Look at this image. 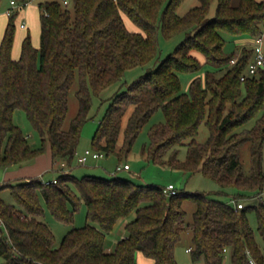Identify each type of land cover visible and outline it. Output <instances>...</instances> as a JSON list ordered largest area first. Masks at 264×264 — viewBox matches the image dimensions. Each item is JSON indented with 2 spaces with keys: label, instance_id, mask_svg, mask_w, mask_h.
<instances>
[{
  "label": "trees",
  "instance_id": "obj_1",
  "mask_svg": "<svg viewBox=\"0 0 264 264\" xmlns=\"http://www.w3.org/2000/svg\"><path fill=\"white\" fill-rule=\"evenodd\" d=\"M16 1L0 41V167L31 163L48 149L55 169L57 163L71 162L89 119L93 94L100 95L120 81L128 68L159 60L160 35L183 34L153 69L112 96L93 134V150L121 160L143 125L161 108L165 120L150 129L144 147L148 159L191 173L201 171L223 189L237 188L234 197L239 200L264 194V68L242 81L253 47H242L232 64L237 50L226 52L223 36V32L238 37L262 34L264 0L236 4L198 0L183 14L177 11L183 0H70L71 6L69 0H39L40 45L33 44L28 32L15 58V19L30 0ZM124 15L137 29L127 26ZM206 65L210 68L183 91L180 72H199ZM75 82L79 106L65 126ZM18 108L40 134L39 146H33L15 123ZM203 121L209 134L199 142L196 136ZM246 141L251 143L250 173L244 172L240 156ZM182 144L187 146L183 160L178 156ZM4 189H9L13 202L3 197ZM263 198L238 208L205 192L168 194L157 184L119 176L78 178L64 167L55 182L40 177L8 180L0 184L1 264H138V251L151 264H179L175 248L186 229L191 233L192 264L200 260L223 264L225 256L232 264H251V257L255 264H264ZM185 199L195 203L188 223ZM82 200L86 223L70 228L57 244L43 219L45 210L71 223ZM250 211L256 214L263 243L250 224ZM132 213L125 235L108 248L107 234Z\"/></svg>",
  "mask_w": 264,
  "mask_h": 264
},
{
  "label": "rangeland",
  "instance_id": "obj_2",
  "mask_svg": "<svg viewBox=\"0 0 264 264\" xmlns=\"http://www.w3.org/2000/svg\"><path fill=\"white\" fill-rule=\"evenodd\" d=\"M38 0H30L23 8L19 9V13L15 19L16 29L15 36L12 48L13 57L17 58L20 55L21 43L23 37L29 32L31 34L32 42L35 46L40 45V12L38 7ZM198 3V0H183L178 7V13L183 14L191 6ZM69 6L70 0H69ZM9 0H3L0 3V41L2 39L9 15L6 13V9L10 7ZM216 1L213 2L211 7V15L215 13ZM17 8V6H16ZM125 16L126 24L129 28L137 29L133 21L127 16ZM21 22H25L26 26L23 27ZM223 36L226 39L224 49L226 52H232L233 50H238L237 44L242 38L238 36L231 35L229 33L223 32ZM245 37V36H244ZM183 38V34H179L172 38H164L160 35V52L159 60L165 57L173 48L179 43ZM159 60H152L145 65H137L134 67L128 68L120 81L109 85L105 88L100 95L93 94L92 96V106L89 112V119L84 123V126L81 131L80 140L77 146V153L73 160L71 161L72 174L80 178L85 174H94L110 178L112 176H119L122 178H128L138 183H153L157 184L160 187H165L169 183L175 185L178 190L183 191H200L208 193L209 195L221 199L225 202L231 203V199L237 192V188H221V186L210 176L205 173L198 172H188L183 170L180 167L174 166L169 163H160L154 160L148 159L146 152L144 151L145 145L150 141L149 132L153 125L159 124L165 120L164 112L161 108H158L150 116L148 121L141 128L136 140L134 141L131 150L123 156L121 160L115 154H106L102 153V156L93 159L90 158L88 162L83 163L79 160L80 154H82L85 149H93V134L97 128V125L103 116L109 102L111 101L112 96L125 89L129 83L135 80L137 77L145 74L149 70L153 69ZM210 66L206 65L199 72H180V79L182 83V90L188 91L190 81L197 75H202L203 71ZM225 67L219 69L218 75L225 71ZM247 72V69H246ZM77 82L72 86L69 93V107L67 111V116L65 120V126H68L71 119L75 116L79 102L76 95ZM262 111H260L257 116H260ZM256 118V117H255ZM255 118L247 123V126L254 124ZM14 121L18 124L24 133L27 135L30 143L33 146H39L41 144V137L38 131H36L31 122L29 121L25 111L23 109H16L14 111ZM209 134V129L205 121H203L199 126V132L196 136V139L199 142H204ZM250 141L244 142L240 147V156L242 161L243 170L245 173H250L251 171V151H250ZM179 158L183 160L186 155L187 146L185 144L179 145ZM128 163L130 165L129 169L117 170V165L121 163ZM18 165V164H17ZM13 166L20 167V166ZM262 168L264 170V147H263V160ZM4 167H0V184L4 182ZM40 178L46 180H52L57 178L58 171L48 170L45 171L42 176L36 175ZM19 177H8V180L15 182ZM3 197L13 202V197L10 194L9 189H4L1 193ZM245 204H254L260 201L259 197L251 195L250 197H245L242 199ZM183 206L186 210V223L192 221L193 211L195 209V203L190 199H185L183 201ZM134 213L130 214L128 217H124L118 220L114 229L107 234L106 244L107 246H113L116 242L122 238L125 233V223L133 218ZM250 224L256 232L257 238L260 243L262 242L261 236L257 230V219L254 211H250L248 214ZM43 219L50 226L51 230L54 233L55 241L58 244L65 233L72 227L83 226L86 223V206L83 200L80 202L79 208L76 210L73 216V221L67 223L57 219L48 209L45 210ZM191 243V233L188 229L184 230L182 233V238L178 242L175 248L176 258L179 264H187L191 262L190 252H187L186 249ZM136 259L138 264H151V259L145 256L142 252L138 251L136 253ZM202 261V260H201ZM3 262V258H0V264ZM201 263L205 264L204 261ZM196 262V264H201ZM223 264H232L229 257L225 256Z\"/></svg>",
  "mask_w": 264,
  "mask_h": 264
},
{
  "label": "built area",
  "instance_id": "obj_3",
  "mask_svg": "<svg viewBox=\"0 0 264 264\" xmlns=\"http://www.w3.org/2000/svg\"><path fill=\"white\" fill-rule=\"evenodd\" d=\"M10 1V7H8L6 9V13L10 14L12 12V9L17 6V1L16 0H9ZM64 3H67L68 0H63ZM22 26H25L26 23L22 22L21 23ZM253 50H254V56L252 58V60L249 62L248 66H247V72H243L240 76V79L242 81H244L248 76H253L255 75L261 68H264V32L256 37H253ZM237 56L233 57L231 59V63H235L237 61ZM102 153L95 151L93 149H85V151L83 152V154L80 157L81 162L86 163L89 159V157H99L101 156ZM130 165L128 163H121L117 165V170H121V169H129ZM65 171H69V170H65ZM44 182L48 183L50 181L55 182L56 178L52 179V180H46L43 179ZM164 191L168 194H175L177 193L179 190L175 187L174 184L169 183L167 186L164 187ZM264 193V192H263ZM264 195V194H262ZM262 195H258L259 197H262ZM264 199V198H263ZM231 203L233 205H235L238 208L243 207L244 202L242 200H239L237 198H235L233 196V198L231 199ZM227 248H224V251H226ZM186 251L190 252L191 251V247H187ZM250 262L251 264H255L254 259L251 257L250 258ZM187 264H192L191 262L187 263Z\"/></svg>",
  "mask_w": 264,
  "mask_h": 264
},
{
  "label": "crops",
  "instance_id": "obj_4",
  "mask_svg": "<svg viewBox=\"0 0 264 264\" xmlns=\"http://www.w3.org/2000/svg\"><path fill=\"white\" fill-rule=\"evenodd\" d=\"M237 2H238V0H233L234 4H236ZM244 46L252 47L253 46V37L245 36L239 40V42L237 44V48H239V49L236 52L237 57L240 55V51H241L242 47H244ZM76 153H77V151H76ZM82 154H80L79 160H80V157ZM101 156H99V157H101ZM99 157H89V159L90 158L97 159ZM89 159H88V161H89ZM71 163L72 162H67V161H65L63 163L61 162L60 164L57 163L58 167L56 166V168H58V169H55L53 167V159H52L51 151L48 149L46 152L38 155L35 158V160L31 163L22 165L20 167H15L14 169L12 167L4 168L5 169V171L3 173L4 182L8 181V177H10V176L11 177H19V178L38 177L36 175L42 176L44 174V172L48 171V170L58 171V174H59V170L62 169V167H64L65 170H71L72 171ZM42 179H44V178H42ZM108 248H113V246H108ZM198 262L201 263L202 261L200 260ZM195 264H196V262H195ZM201 264H203V263H201Z\"/></svg>",
  "mask_w": 264,
  "mask_h": 264
}]
</instances>
